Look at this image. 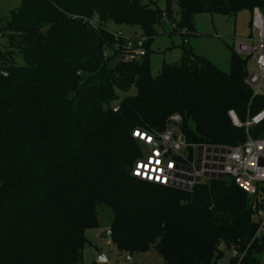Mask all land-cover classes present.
Returning a JSON list of instances; mask_svg holds the SVG:
<instances>
[{
  "label": "trees",
  "instance_id": "obj_1",
  "mask_svg": "<svg viewBox=\"0 0 264 264\" xmlns=\"http://www.w3.org/2000/svg\"><path fill=\"white\" fill-rule=\"evenodd\" d=\"M153 4L22 0L0 23L7 38L0 44V264H85V231L100 225L101 205L113 211L111 239L121 252L154 247L165 264H217L223 242L244 253L229 264H264V234L254 239L264 186L250 195L226 178L190 193L131 174L143 147L133 131L163 130L175 113L190 141L264 137V119L247 129L229 115L244 123L264 109V94L246 82L251 56L229 46L224 72L189 44L198 13L258 8L264 15V0ZM164 18L183 36V52L153 76L150 42ZM108 21L140 26L146 55L111 64L124 49L133 55L135 38L111 31ZM133 86L137 93L117 102L118 90Z\"/></svg>",
  "mask_w": 264,
  "mask_h": 264
},
{
  "label": "built area",
  "instance_id": "obj_2",
  "mask_svg": "<svg viewBox=\"0 0 264 264\" xmlns=\"http://www.w3.org/2000/svg\"><path fill=\"white\" fill-rule=\"evenodd\" d=\"M251 21L252 32L256 36L252 34L247 41L238 39L234 47L237 53L255 59L256 71L248 74L246 82L253 89L254 95H258L264 94V15L258 8L253 11ZM146 42L144 36L133 40L134 57L146 55ZM117 109L114 108L115 111ZM229 115L235 125L248 129L264 119V110L244 123L234 110H230ZM169 121L171 127L164 130L133 131L134 138L143 146L141 156L131 168L134 177L190 193L208 177L232 179L250 195L256 194L259 186H264V137L249 136L244 143L237 145L189 141L182 129V115L172 114ZM258 223L254 239L264 234V206L258 210ZM233 251V256L244 255L237 250Z\"/></svg>",
  "mask_w": 264,
  "mask_h": 264
},
{
  "label": "rangeland",
  "instance_id": "obj_3",
  "mask_svg": "<svg viewBox=\"0 0 264 264\" xmlns=\"http://www.w3.org/2000/svg\"><path fill=\"white\" fill-rule=\"evenodd\" d=\"M142 1L144 3L153 1L154 6L156 5L162 9L165 8L167 2V0ZM21 3L22 0H0V23H5L11 11L19 7ZM173 9L174 17L179 20V7L176 3H173ZM251 20L252 13L249 10H242L236 15L210 12L198 13L194 19L196 35L190 38V48H192L194 53L208 58L224 72H230L232 53L229 46H232L238 39L247 41L251 34L256 36L252 32ZM106 27L113 32L120 33L125 38L143 36L141 27L137 25L117 24L113 21H108ZM155 32L156 34L150 42L149 48V65L153 76H157L160 73L164 63H177L180 61L183 52L182 44L184 43V38L175 29V24L165 18L155 25ZM6 39V35H0V44L4 45ZM129 51L124 49L123 53L111 60V64L118 59H133L134 56ZM109 53L111 54L112 51L110 50ZM19 61H21L20 58ZM247 68L249 73L256 71V61L253 57L249 59ZM136 93L137 88L135 86L129 91L118 90L117 102L127 95ZM170 127L171 123L168 118L164 129ZM211 180L221 179L208 177L204 182L209 183ZM97 210L100 225L88 228L85 231L88 239L83 251V262L85 264L93 262L99 264H165V261L158 255L154 247L147 251L127 253L121 252L113 239H104L102 233L111 227L113 211L105 205L98 206ZM219 249L222 252V256L218 259L217 264H229L234 252L233 249L228 248L223 242L220 243ZM99 253H102L105 261H98ZM127 256H130L129 260Z\"/></svg>",
  "mask_w": 264,
  "mask_h": 264
},
{
  "label": "water",
  "instance_id": "obj_4",
  "mask_svg": "<svg viewBox=\"0 0 264 264\" xmlns=\"http://www.w3.org/2000/svg\"><path fill=\"white\" fill-rule=\"evenodd\" d=\"M112 228H107L103 233L102 237L106 240L111 238ZM99 262L105 261V257L102 255V253H99Z\"/></svg>",
  "mask_w": 264,
  "mask_h": 264
},
{
  "label": "snow or ice",
  "instance_id": "obj_5",
  "mask_svg": "<svg viewBox=\"0 0 264 264\" xmlns=\"http://www.w3.org/2000/svg\"><path fill=\"white\" fill-rule=\"evenodd\" d=\"M136 135H140L139 133H136ZM141 168L143 167V165L140 166ZM137 175H140V173H137Z\"/></svg>",
  "mask_w": 264,
  "mask_h": 264
},
{
  "label": "crops",
  "instance_id": "obj_6",
  "mask_svg": "<svg viewBox=\"0 0 264 264\" xmlns=\"http://www.w3.org/2000/svg\"><path fill=\"white\" fill-rule=\"evenodd\" d=\"M264 110V109H263Z\"/></svg>",
  "mask_w": 264,
  "mask_h": 264
}]
</instances>
